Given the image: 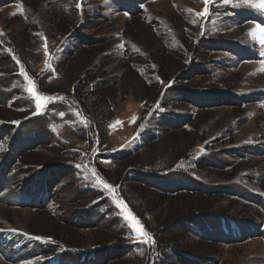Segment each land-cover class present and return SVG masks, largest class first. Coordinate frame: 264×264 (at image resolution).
<instances>
[{
	"label": "rangeland",
	"instance_id": "1",
	"mask_svg": "<svg viewBox=\"0 0 264 264\" xmlns=\"http://www.w3.org/2000/svg\"><path fill=\"white\" fill-rule=\"evenodd\" d=\"M33 1L0 0V56L3 57H0V108L14 109L26 116L10 126L0 121V264H68L72 258L69 256L64 262L61 256L69 250L61 247L52 253L46 251L51 239L33 235L26 227L33 213L42 208L58 210L59 189L70 186L72 180L63 178L51 200L42 184H33L27 192L23 187L27 178L14 170L22 154L49 142L68 148L71 153L68 165L75 170L74 179L81 191L89 192L85 212L93 218L85 217L83 225L91 227L99 220L102 225L118 221L119 228H128L126 245L143 256L151 253L156 247L153 219L146 217L147 226L145 218L138 216L136 209L141 208V203L129 192L130 182L123 183L121 190L120 184L108 182L102 172L114 171L116 158L134 154L151 137H159L164 125L177 126L181 121L185 124L201 110L203 113L213 110L214 118L205 129V144L198 146L189 160L171 170L147 169L155 176L145 170L136 173L131 167V177L135 181L142 173L150 175L146 179L148 185L166 193L183 190L205 193L206 189L226 192L230 200L238 203V212L231 213L236 220L226 218L223 222L220 218L217 226L194 227L190 238L209 237L222 243V264H264V44L260 42L264 33L253 32L256 25L264 27V9L243 0H229V3L209 0L206 12L204 0H38L36 5ZM137 12L139 19L150 25L159 45L171 53L179 51L191 69L206 71L196 80L207 79V87L247 101L241 107L226 103L213 108V100L201 96L193 97L191 104L186 105L172 89L163 100L164 104L170 102L166 108L147 106L130 95L115 108L108 125L107 143L101 146L100 138L90 131L93 125L82 104L72 97V87L59 74V66L78 49L80 43L75 37L80 32L106 40L111 46L100 63L114 61L102 71L110 73L112 79L117 77L113 70L118 61L136 57L138 52L139 57H147L122 36L130 16ZM63 18L72 21L80 18L70 37H60L52 30L51 23ZM25 27L36 28L32 34L31 62L35 76L26 72L22 61L10 55L5 44L12 32ZM153 69L143 66L140 72L151 80L156 78L151 74ZM29 81L33 82L34 91L50 98L40 101V108L28 90L33 87ZM43 84L54 86L57 94L43 92L40 89ZM177 86L189 88V94L200 91L199 86L188 87L181 82ZM65 92H71V96ZM92 102L91 96L85 102L90 110H93ZM31 117L34 118L30 120ZM81 138L94 144L88 146L89 141ZM104 184L111 188H105ZM245 206L259 217L245 220L246 214L239 212ZM129 212L138 220L142 231L133 227L127 218ZM87 231L83 232L89 234ZM73 263L100 264L87 260Z\"/></svg>",
	"mask_w": 264,
	"mask_h": 264
},
{
	"label": "trees",
	"instance_id": "2",
	"mask_svg": "<svg viewBox=\"0 0 264 264\" xmlns=\"http://www.w3.org/2000/svg\"><path fill=\"white\" fill-rule=\"evenodd\" d=\"M32 3L36 5L38 0ZM139 15L140 12H137L130 16L131 20L126 24L122 36L137 45L147 54V57H139L138 52L136 57L130 56L127 60L118 61L113 70L117 77L112 79L110 73L102 72L114 61L100 63L111 46L105 42L106 40L87 37L81 32L75 37L80 43L78 49L74 50L72 56L59 66V74L64 82L72 87V97L75 100L77 97L78 102L82 104L93 125L90 131L100 138L101 146L107 143L108 125L113 118L115 108L120 101L130 95L147 106L162 105L166 108L170 106V102L164 104L163 100L168 91L172 89L179 93L186 105L191 104L193 97L201 96L212 99L213 108L226 105V103L241 107L247 101V99L230 96L220 90L207 87L208 83L205 82L207 79L196 80L198 76L206 74V71L195 67L191 69L186 57L179 51L171 53L159 45L158 37L152 32L150 25H145L139 19ZM79 21L80 18H76L75 21L64 18L57 22L53 21L52 30L60 37H70L72 29L77 27ZM35 31L36 28L25 27L22 31L12 32L9 40L5 42L11 51L10 55L22 61L26 72L32 76H35L31 67L34 49L32 34ZM209 45L211 44L208 43ZM143 66H153L151 74L156 78L150 80L143 76L140 72ZM177 82L187 84L188 87L199 86L200 91H195L196 94H189L187 92L189 88L180 89ZM40 89L51 94L58 92L51 84H43ZM85 90L88 92L87 95H85ZM207 90H209L207 93L201 92ZM65 93L69 94V92ZM69 95L71 96V92ZM88 95L93 97L91 106L93 110L85 104ZM75 100L72 101L75 102ZM213 115V110L205 113L201 110L196 116L190 117L185 124L181 121L177 126L164 125L161 135L156 138L151 137L140 151L125 155L120 159L116 158L114 171L102 172V168L98 167L99 171L108 178L107 181L120 184L121 190L125 186L122 185L123 183L130 182L129 192L141 203V208L136 209L138 216L144 217L145 221L146 217L151 216L153 219L156 226L153 231L156 247L148 255L143 256L135 251L134 247L125 244L128 228L124 226L119 228L118 221L102 225L99 220L91 227L83 225L85 217L90 220L93 218L90 213L85 212L90 201L89 192L81 191L74 179L75 170L73 166L71 170V166L68 165L71 158L68 148L54 146L55 144L51 142L22 154L14 170L19 176L27 178L23 184L27 192L33 184H42L51 200L50 196L60 188L58 183H61L63 178L69 177L72 184L67 186L70 187L68 190L65 189L67 187L61 188V191L59 189L61 200L56 212H51L46 207L42 208L33 213L26 227L33 235L51 239L49 248L46 249L50 251L49 253L57 247L69 250V252H63L61 256L64 262L69 260V256L72 257L68 264H74L76 260L99 261L100 264H222L220 261L222 243L209 237L208 239H195L190 236L195 232L192 230L194 227L217 226L220 218L223 222L228 220L226 218L236 220V216H232L231 213L238 212V203L230 200L226 192L208 189L205 193L190 190L166 193L165 190L159 188L157 190L148 185L146 179L150 175L142 173L136 178L137 180L133 181L129 169L134 167L136 173L145 170L155 176L153 171H147V169L171 170L183 164L190 159L192 152L198 146L205 144L207 138L205 129L214 118ZM25 117L14 109L0 108V121L9 126L14 121H22ZM32 118L34 117L30 120ZM81 139L85 142L89 141L86 138ZM93 144L94 142L89 141L88 146ZM123 198L128 202L126 193ZM248 209L245 206L239 211L246 214L248 219L245 218V220L252 221L259 217L250 213ZM146 225L149 226L147 221ZM254 228H256L255 225ZM84 229L88 230L89 234L83 232Z\"/></svg>",
	"mask_w": 264,
	"mask_h": 264
},
{
	"label": "snow or ice",
	"instance_id": "3",
	"mask_svg": "<svg viewBox=\"0 0 264 264\" xmlns=\"http://www.w3.org/2000/svg\"><path fill=\"white\" fill-rule=\"evenodd\" d=\"M224 3H229V0H223ZM244 3H250V6L252 7H257L260 9H264V0H256V2H251V0H243ZM204 3L206 5V9L205 12L207 11V4L209 3V0H204ZM253 32H260V33H264V27H261L260 25H256L255 29L253 30ZM262 44H264V39H262L260 41ZM29 84H32L33 87L29 88L28 90L31 92V94L34 96V98L37 100V107L40 108L42 105L41 103H39L42 100H47L50 99L48 97H43L40 94H38L36 91H34V84L32 81H29ZM105 188H111L110 185L104 184ZM125 210L126 209V206ZM131 222L134 228H136L137 231H142V226L139 225L138 220H136V218L134 216L131 215V213H128V217H127ZM144 235H147V233H143Z\"/></svg>",
	"mask_w": 264,
	"mask_h": 264
}]
</instances>
